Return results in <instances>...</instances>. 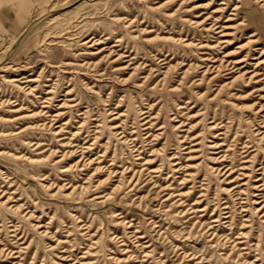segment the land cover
<instances>
[{
  "label": "rangeland",
  "instance_id": "374dc122",
  "mask_svg": "<svg viewBox=\"0 0 264 264\" xmlns=\"http://www.w3.org/2000/svg\"><path fill=\"white\" fill-rule=\"evenodd\" d=\"M0 264H264V6L0 0Z\"/></svg>",
  "mask_w": 264,
  "mask_h": 264
},
{
  "label": "bare ground",
  "instance_id": "6f19581e",
  "mask_svg": "<svg viewBox=\"0 0 264 264\" xmlns=\"http://www.w3.org/2000/svg\"><path fill=\"white\" fill-rule=\"evenodd\" d=\"M257 2L261 3L264 6V0H257ZM221 4H226L225 2H221Z\"/></svg>",
  "mask_w": 264,
  "mask_h": 264
}]
</instances>
